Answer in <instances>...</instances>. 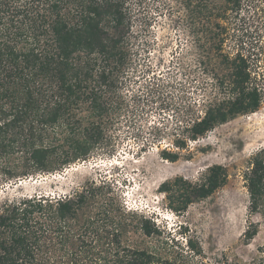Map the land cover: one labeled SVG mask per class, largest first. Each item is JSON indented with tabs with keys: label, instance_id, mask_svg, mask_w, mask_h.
I'll return each instance as SVG.
<instances>
[{
	"label": "trees",
	"instance_id": "1",
	"mask_svg": "<svg viewBox=\"0 0 264 264\" xmlns=\"http://www.w3.org/2000/svg\"><path fill=\"white\" fill-rule=\"evenodd\" d=\"M145 1L0 0V166L6 181L83 160L104 139L125 105L121 87L147 25L133 32V7ZM177 1L190 13L195 3L191 14L205 16L203 0ZM220 1L226 7L217 8L218 19L240 11V0ZM214 25L198 36L215 41L207 55L222 51V25ZM251 38L246 49L243 42L233 55L221 56L222 72L213 74L216 92L184 125L187 136L174 144L177 149L260 108L262 89L252 70L264 64V40ZM161 155L171 162L179 157L169 150ZM226 178L224 168L214 165L198 181L178 178L159 191L180 213ZM243 180L249 213L264 217V147L252 156ZM176 187L181 200L173 204ZM113 190L92 181L62 196L6 198L0 205V264H179L177 245H169L148 216L127 210ZM256 233L250 223L245 242ZM186 244L194 248L190 240ZM259 252L257 262H264V246Z\"/></svg>",
	"mask_w": 264,
	"mask_h": 264
},
{
	"label": "rangeland",
	"instance_id": "2",
	"mask_svg": "<svg viewBox=\"0 0 264 264\" xmlns=\"http://www.w3.org/2000/svg\"><path fill=\"white\" fill-rule=\"evenodd\" d=\"M202 2L205 16L191 14L195 3L190 13L177 0H146L141 7H133V32L140 30L141 23L147 25L134 44L137 56L134 61L132 57L121 87L125 105L104 139L85 159L50 173L6 181L1 165L0 205L6 198L62 196L92 181L105 182L127 210L148 216L165 232L168 244L177 245L179 264H264L257 262L264 246V217L249 213L243 180L252 156L264 147L262 60L252 70L258 73L254 77L262 89L260 108L186 141L183 149L175 147L187 136L184 125L197 117L205 96L216 92L213 74L222 72L221 56L233 55L243 42L246 49L250 37L264 40V0H240V11H225L222 20L216 14L217 8L225 9L223 2ZM217 20L223 29L222 51L207 55L205 48H214L215 41L198 36L215 29ZM163 150L178 152V159L165 160ZM214 165L224 168L226 183L209 197L192 200L183 212L170 210L160 185H171L178 178L198 181ZM171 190L173 204L180 203L175 197L178 187ZM250 223L257 233L245 242L243 234ZM189 240L194 248L187 247Z\"/></svg>",
	"mask_w": 264,
	"mask_h": 264
}]
</instances>
